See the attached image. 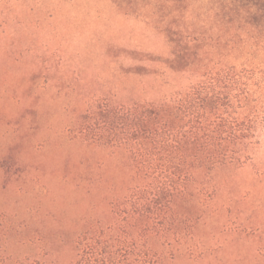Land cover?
Masks as SVG:
<instances>
[{"label":"rangeland","instance_id":"1","mask_svg":"<svg viewBox=\"0 0 264 264\" xmlns=\"http://www.w3.org/2000/svg\"><path fill=\"white\" fill-rule=\"evenodd\" d=\"M230 1L222 20L217 0H182L165 19L183 28L179 48L264 77V0ZM139 8L0 0V264H76L77 237L114 223L134 169L126 150L75 134L90 104L161 100L203 79L204 65L175 61L161 16ZM259 140L246 163L199 174L202 216L149 236L155 264H264V122Z\"/></svg>","mask_w":264,"mask_h":264},{"label":"trees","instance_id":"2","mask_svg":"<svg viewBox=\"0 0 264 264\" xmlns=\"http://www.w3.org/2000/svg\"><path fill=\"white\" fill-rule=\"evenodd\" d=\"M114 1L128 14L141 7L161 16L175 61L189 58L182 69L204 65L203 79L184 91L129 104L96 101L75 122V134L83 140L126 150L134 169L129 193L111 203L114 223L77 237L76 264H131L133 253L140 264H155L149 236L192 230L202 216L196 203L199 174L252 158L264 122V77L219 60L206 63L191 54L189 44L179 48L183 38L173 35L183 28L165 17L177 13L182 0ZM217 1L211 13L222 20L232 1Z\"/></svg>","mask_w":264,"mask_h":264}]
</instances>
